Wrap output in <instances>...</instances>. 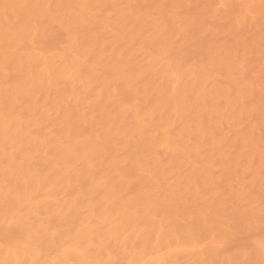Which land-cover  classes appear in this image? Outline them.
Here are the masks:
<instances>
[{"label":"rangeland","instance_id":"obj_1","mask_svg":"<svg viewBox=\"0 0 264 264\" xmlns=\"http://www.w3.org/2000/svg\"><path fill=\"white\" fill-rule=\"evenodd\" d=\"M158 1L57 0L19 29L26 3L0 0V177L10 173L0 180V256L16 249L30 253L24 264H173L208 259L220 245L209 264H249L257 253L264 264V114L242 108L264 105V92L250 86L264 81V27L237 20L264 0H171L163 12L138 11ZM63 10L64 23L50 20ZM11 46L23 62L56 56L67 63L29 75L15 70ZM224 54H239L243 65L222 68ZM228 75L241 83L215 118L224 119L217 124L225 122V137L206 138L189 114L209 112L214 104L198 95L225 90ZM202 78L187 94L172 89ZM48 79L57 85H44ZM225 119H246L242 131L252 124L255 135L233 138ZM161 121L184 137L161 144ZM151 137L158 140L143 147ZM208 161L218 165L206 168ZM124 179L147 186L125 190ZM219 200L225 215L234 205L263 212L253 228L234 234L219 221L220 208L197 211ZM121 212L136 217L135 240ZM84 233L86 246L62 258Z\"/></svg>","mask_w":264,"mask_h":264},{"label":"bare ground","instance_id":"obj_2","mask_svg":"<svg viewBox=\"0 0 264 264\" xmlns=\"http://www.w3.org/2000/svg\"><path fill=\"white\" fill-rule=\"evenodd\" d=\"M22 1L26 3L27 7L25 8L26 9L25 13L19 15V20H20L19 29H21L22 27L28 28L29 23L33 20L36 13H40L42 11L39 8L40 6H44L46 4H48L49 6H52V4H50L49 2L53 4L57 3V0H22ZM170 1L171 0L169 1L159 0L158 2L150 5L147 10H145V8H138V11H141L142 14H148L152 11L163 12L165 6L168 5V2ZM98 10L99 8L95 9L96 12ZM263 10H264V3L260 4L258 7H251L249 10V13H244L243 15L239 17V19H237L238 24L240 26L260 27V28L264 27V24L258 21V20H264V12H262ZM62 12H65V13H62ZM67 12L68 10H63L60 12L61 14H57V15L50 13L49 14L50 20L52 22L59 21L61 23H64L68 17ZM91 12L92 11H90L89 13ZM82 17H85V15H82ZM121 18H123V16ZM13 27L16 28L17 26H13ZM9 31H10V27H6L3 31L2 36L5 37L9 33ZM236 41H237L238 47H241L243 49L246 48L247 45H246V42L243 40V38L238 37ZM10 48H11L12 54H10L9 57L15 58L14 51L17 50V46H11ZM66 63H67L66 60H63L62 58L58 60L56 56L46 57V59H41V60H36V61L30 60L27 58L25 62H23L22 58L16 57L14 59V64H15L14 68L17 71H21L29 75L39 74L40 73L39 69H47L48 70L47 74H50L54 69H57L59 67L61 69V66H63ZM219 63L222 64L221 66L222 68L224 65H226L228 70H231L234 67L242 66L243 59L240 57L239 54H234V55H229V56L224 54L220 56ZM203 74L209 75L208 72H205ZM228 76L229 77L226 79V82L221 83L225 87V90L223 91L209 90L203 93L202 95H198V97L199 96L202 97L201 100L211 101L214 104V107L212 109H209V112L208 111L204 112L205 110H200L196 113L189 114L190 117L188 118L194 119V121L200 126L201 130L205 131L202 134L206 138L210 137L212 139H215L218 135L225 137L224 132L227 130L226 126L224 125L225 122H222L220 125L217 124L219 121L221 122V120H224V119H215V118L219 116L220 110L223 109L224 107H228L227 105L231 102L230 89L233 87V85L241 83V79L239 77L232 76V75H228ZM203 79L204 78H202L201 80H194L188 83L175 84L173 85L172 89L174 92H182V94H187L189 91H194V89H197L198 87L203 86L204 85ZM29 84H32V83L29 82ZM43 84L47 85L48 87L57 85V84H54L53 80H50V79L44 81ZM215 84H218V83H215ZM250 86H251V90L254 92L255 91L264 92V81L257 82L255 84L250 83ZM68 91L69 89L67 87L63 92L66 94ZM242 108L251 113L255 112V113L264 114L263 104H256V103L245 104ZM225 120H228L227 121L228 127H230L231 130L235 131L236 133V136H234L233 138L240 137L244 139L243 137L246 138L249 134L255 135V127L252 126V124L250 125V130L247 133L242 131V125L244 121H247L246 119H225ZM165 122L166 121H161L160 123L157 124L162 130L161 135H160L161 144L167 145L170 141L169 137L171 135L180 136L178 140L184 137L185 134H184V130L182 129H178L176 132L169 134V132L164 129ZM156 140H158V138L156 139V137H151V139H149L147 141V144L143 147L148 148V146L153 144ZM227 140H231V137H228ZM69 155L70 153L68 152L66 156H69ZM156 156H157V159L159 160V156L161 155L157 153ZM208 162L206 163V168L211 167L212 169L213 167H216L218 165V164L212 163L211 161H208ZM67 166H70V165L67 164ZM9 174H10L9 172L4 171L2 176L0 177V180L5 179L7 176H9ZM118 184L120 187L124 188L125 190H132V189L142 190L145 188V186H147L146 181H145V184H144V181H141V182L139 181V184L134 186L132 182L125 180V179L119 182ZM0 199H2L1 201H4V198L1 196H0ZM223 205H224V201L219 200L215 202L214 204L204 205L203 207L198 208L197 211L199 210L205 211L210 208V210L219 212L218 208H220V217L222 218L219 221L223 225H225V230L227 232H231L234 234L241 233L242 230H244L245 228H253L254 224H251V222L257 220V217H258L257 215H260L258 212H263L262 210L258 209V206L247 208V207H241L239 205H234L227 209V215H225L224 214L225 209ZM232 208H234V210H230ZM166 213L172 214L170 212H166ZM119 215H121L123 219H128L130 221V228L133 229V231L130 232L128 237L135 240L136 238V235H135L136 217H134L133 212H129V213L121 212ZM3 218L4 217L0 216V222L3 220ZM102 221H104V218L102 219ZM230 221H232L233 223H236V225L233 226L232 224H230ZM216 223L217 221H213L211 223H208L206 226L211 227V226H214ZM110 226L111 225H108V224L104 225V227H110ZM27 239L29 241H35L37 237L34 238L31 236H28ZM87 243H88V236L85 233L82 234V236L78 238H73L67 244V249L61 253L62 258L66 260H70L69 255L73 253L74 251L80 250L81 247L84 248ZM96 248L99 250L102 248H106V246H104V244L102 243H99L96 245ZM123 248H126V246H124ZM219 249H220V245H218L217 247H212L210 250L208 259H204L205 256L203 255H194L190 259H185V257H177L175 261L173 262V264H209L213 259H215L220 254L221 251ZM29 256H30V253L21 254L19 250L12 249L0 256V264H24L23 262L27 261L24 258H27ZM248 257H251L249 259V264H257L259 260V253L251 254ZM228 264H239V263L231 261Z\"/></svg>","mask_w":264,"mask_h":264}]
</instances>
